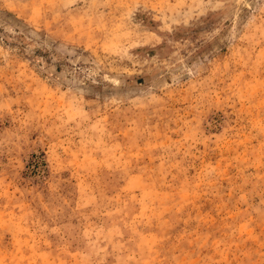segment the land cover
Listing matches in <instances>:
<instances>
[{"label": "rangeland", "instance_id": "374dc122", "mask_svg": "<svg viewBox=\"0 0 264 264\" xmlns=\"http://www.w3.org/2000/svg\"><path fill=\"white\" fill-rule=\"evenodd\" d=\"M0 264H264V0H0Z\"/></svg>", "mask_w": 264, "mask_h": 264}]
</instances>
